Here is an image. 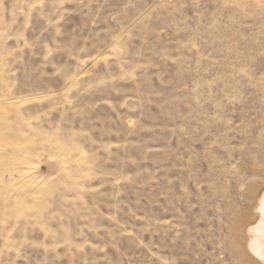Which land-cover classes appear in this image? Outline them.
<instances>
[{"label":"rangeland","instance_id":"obj_1","mask_svg":"<svg viewBox=\"0 0 264 264\" xmlns=\"http://www.w3.org/2000/svg\"><path fill=\"white\" fill-rule=\"evenodd\" d=\"M263 186L264 0H0V264H258Z\"/></svg>","mask_w":264,"mask_h":264},{"label":"bare ground","instance_id":"obj_2","mask_svg":"<svg viewBox=\"0 0 264 264\" xmlns=\"http://www.w3.org/2000/svg\"><path fill=\"white\" fill-rule=\"evenodd\" d=\"M255 202H258L256 210L259 214V221L254 225L247 224L246 219L242 221L241 227L243 230L246 229V233L238 227L239 240L236 247L244 259L264 264V186ZM240 223L241 220L236 222V226H240Z\"/></svg>","mask_w":264,"mask_h":264}]
</instances>
